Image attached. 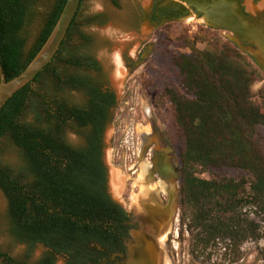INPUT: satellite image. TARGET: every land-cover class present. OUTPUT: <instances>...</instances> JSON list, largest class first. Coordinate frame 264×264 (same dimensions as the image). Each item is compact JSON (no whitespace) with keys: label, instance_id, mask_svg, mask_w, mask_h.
Returning a JSON list of instances; mask_svg holds the SVG:
<instances>
[{"label":"trees","instance_id":"trees-1","mask_svg":"<svg viewBox=\"0 0 264 264\" xmlns=\"http://www.w3.org/2000/svg\"><path fill=\"white\" fill-rule=\"evenodd\" d=\"M34 2L0 0V66L7 79L40 49L65 0H54L25 54ZM81 3L52 60L0 109V139L7 136L18 156L15 167L0 163L7 232L26 250L20 259L0 249L4 264H57L59 258L61 264H98L128 236L129 217L109 193L103 161L115 95L102 88L91 39L76 28ZM166 39L188 49L172 55L178 82L159 92L178 125V209L188 254L194 264L234 263L244 243L264 239V228L247 212L254 209L264 219V73L236 44L208 29ZM69 130L81 137L79 144L68 139ZM38 245L41 254L29 261Z\"/></svg>","mask_w":264,"mask_h":264},{"label":"rangeland","instance_id":"rangeland-1","mask_svg":"<svg viewBox=\"0 0 264 264\" xmlns=\"http://www.w3.org/2000/svg\"><path fill=\"white\" fill-rule=\"evenodd\" d=\"M154 1L116 0L113 3L111 0H82L75 21L77 30L91 39L89 50L101 64L100 79L115 92L116 104L110 110V121L103 135V159L108 170V189L112 197L121 204L134 191L131 186L138 176L132 172L142 154V145L154 134L153 127L159 135H165L167 143L173 149L175 146L178 125L174 119V111L169 100L160 96L159 92L165 83L178 82V69L172 62V55L176 52H188V49L169 42L166 36L174 38L185 31L194 33L208 29L223 39L232 41L241 50L248 49L230 31L219 26H209L205 18L198 17L192 10L183 17L154 21ZM236 1L238 4L233 2L236 10L239 11L238 6L243 7L247 13L243 17L252 18L255 23L261 22L264 0ZM53 2L54 0H35L31 17L24 29L25 54L39 34ZM73 43L80 44L78 35L73 36ZM116 60L120 62L119 69L116 67ZM117 70L120 71L116 72ZM260 86L261 82L255 83L253 90L257 91ZM23 118L30 120L31 116L26 114ZM67 136L74 144L81 142V137L74 130H69ZM172 158L174 165L178 167L175 151ZM0 163L12 167L18 163L16 147L7 136L0 139ZM223 173L232 176L240 174L232 170H223ZM203 176L207 177L208 174L204 173ZM173 185L176 198L177 187L174 183ZM125 191L127 193L123 194ZM247 211L254 212L251 218L258 221L263 229L262 213L257 214L254 209ZM174 214L172 225L162 241L161 264H194L188 254L189 235L178 207ZM7 227L6 198L0 189V249L14 258L23 259L25 246L10 238ZM42 250L43 247L38 245L29 261L36 260ZM241 250L243 255L238 261L225 264H264V239L257 243L246 242ZM62 261L59 258L57 264ZM0 264H4L1 258Z\"/></svg>","mask_w":264,"mask_h":264},{"label":"flooded vegetation","instance_id":"flooded-vegetation-1","mask_svg":"<svg viewBox=\"0 0 264 264\" xmlns=\"http://www.w3.org/2000/svg\"><path fill=\"white\" fill-rule=\"evenodd\" d=\"M184 1H186L187 4ZM233 2H236L238 4L236 0H182L181 1V3L184 5V7H186L188 11L192 10L197 14L198 17L205 18L209 26H215V27L217 26L216 21L218 20L219 17L218 11L220 12L222 7H224L225 9L232 8L233 10L237 11L236 6L233 4ZM157 3H158L157 0L153 2L152 10H153L154 21L159 20L154 13ZM238 8L241 9L244 16H247V13L244 11L243 7L238 6ZM261 18L262 20L260 23H255L254 19L252 18L247 19V17H243V16L241 17L242 19L241 21L243 24H245L254 32H256L257 35H259L258 37L261 39L264 45V10L262 12ZM253 37L243 36L238 39L242 42V45L245 48H248L243 51L247 53L256 63V65L259 66V68L264 72V52L262 53L261 59H259L256 56V54L252 52L251 48L253 50L257 49L255 44L257 46H260L259 43L256 42V40ZM89 71L92 75H96V72L94 70H89ZM102 88L111 89L109 86L105 85V83L102 84ZM113 93L115 95L114 91ZM115 100H116V96H115ZM160 137L161 138L158 139V143L161 148L165 149V144L162 142L163 140H166L165 135L160 134ZM161 139L163 140L161 141ZM153 150H154V145L152 144L148 148V151L145 152L144 157H142V154L140 155L138 164L135 170L132 172L133 174L134 173L136 174V177L138 176L134 181L135 183L133 182L131 186V188L134 191L132 194L129 193L128 196L125 197L124 204H121L119 201H117L112 197L125 210L127 216L129 217V219L127 220V224L130 225V228L128 230L127 238L123 240L122 243L123 248L119 250H115L113 252L105 251V253L100 257L98 264H139L138 262H141L142 264H148V261H151L152 263L155 264L158 258V257L156 258L157 251L159 253L161 252L162 255V249H161V247L163 248L162 241L165 234L169 231L175 216L174 214L175 189L172 181H170V178H166L165 175L159 176L157 173L153 171V165H152ZM140 175H142L143 178L140 177ZM167 179L168 181H166ZM171 186H172V198L170 197V190H169V187ZM124 193H127V191L123 192V194ZM177 207H178V203H177ZM169 210H170V214H168ZM156 212H159L162 215H160V217H157ZM147 245H149L154 249L153 257L150 256L148 253L145 254V252L143 251L144 248L146 250ZM135 248H136L135 250L136 253L140 254L141 251L143 252L141 256L139 255L141 258H139L138 260L134 259V256L132 254L135 251H131L134 250Z\"/></svg>","mask_w":264,"mask_h":264},{"label":"water","instance_id":"water-1","mask_svg":"<svg viewBox=\"0 0 264 264\" xmlns=\"http://www.w3.org/2000/svg\"><path fill=\"white\" fill-rule=\"evenodd\" d=\"M181 1L182 0L158 1L154 11L155 16L158 19L185 16L186 14H188V10L186 9V7H184ZM80 2L81 0H65L62 11L47 39L42 44L37 53L34 55V57L29 61V63L19 74L7 79L4 73L2 72L0 66V109L16 91L21 89L26 84L32 82L34 78L38 75V73H40V71H42V69L52 60L57 50L59 49L63 38L67 33V30L79 8ZM184 2L187 4L186 1ZM218 13L219 17L216 21V25L230 31L235 36L236 40L243 36H255L253 38L256 40V42L259 43L260 46H257L255 44L257 49L253 50L251 48V50L253 53L256 54L259 59H261L262 53L264 52V45L261 39L258 37L259 35H257L256 32H254L252 29L242 23L241 17L244 16V14L242 13L241 9L239 8V11H235L232 8L225 9L224 7H222L220 12L218 11ZM153 132L154 134L150 136V141L142 145V156H144L145 152L153 144V171L159 176H161L162 167L164 169H168L170 173V178L177 186L174 208L175 212L179 196V186L177 185V181L179 179V170L178 167L174 165V161L172 158V153H174V149L167 143L166 140L163 139H161V141L163 140L162 142L165 144V149L161 148L158 143V139H160L161 137L156 131L155 127H153ZM161 164H163L164 166H162Z\"/></svg>","mask_w":264,"mask_h":264},{"label":"bare ground","instance_id":"bare-ground-1","mask_svg":"<svg viewBox=\"0 0 264 264\" xmlns=\"http://www.w3.org/2000/svg\"><path fill=\"white\" fill-rule=\"evenodd\" d=\"M254 11H256V10H253V12ZM259 11V10H258ZM116 67L119 69V67H121L120 66V62H119V60H116ZM118 71H120V70H117L116 72H118ZM115 72V73H116ZM148 141H150V138H148L147 139V141L146 142H148ZM145 142V143H146ZM143 157V156H142ZM162 166H164L163 164H161ZM160 165V166H161ZM162 171H161V175H165L166 176V178H170V173H169V171H168V169H164L163 167H162V169H161ZM143 172V171H142ZM144 173V172H143ZM140 177H142L143 178V176L142 175H140ZM139 177V178H140ZM113 181H114V184H116V181H115V179H113ZM166 181H168V179L166 180ZM170 181H172L173 182V180L170 178ZM174 183V182H173ZM175 184V183H174ZM116 187V186H115ZM177 187V186H176ZM169 190H170V197L172 198V186L171 187H169ZM176 193H177V191H176ZM176 199V198H175ZM172 200V199H171ZM168 210V209H167ZM156 214H157V217H160V215H162L161 213H159V212H156ZM168 214H170V210L168 211ZM157 223V222H156ZM136 250V248L134 249V250H131V251H135ZM144 252H145V254L146 253H148L150 256H152L153 257V255H154V249L152 248V247H150L149 245H147V247H146V250H145V248H144V250H143ZM147 251V252H146ZM133 254V256H134V259H136V260H138L139 258H141L140 256L143 254V252L141 251L140 252V254L139 253H136V251L134 252V253H132ZM140 255V256H139ZM158 257V258H157ZM156 258H157V260H156V262H155V264H161V260H162V255H161V252L159 253L158 251H157V256H156ZM139 264H142L141 262H138ZM148 264H154V263H152L151 261H148Z\"/></svg>","mask_w":264,"mask_h":264},{"label":"built area","instance_id":"built-area-1","mask_svg":"<svg viewBox=\"0 0 264 264\" xmlns=\"http://www.w3.org/2000/svg\"><path fill=\"white\" fill-rule=\"evenodd\" d=\"M248 212V211H247ZM254 213V212H253ZM252 211H250V212H248V214H249V217L251 218V216H252ZM253 219V218H252Z\"/></svg>","mask_w":264,"mask_h":264}]
</instances>
